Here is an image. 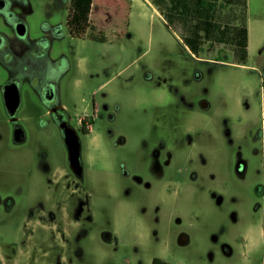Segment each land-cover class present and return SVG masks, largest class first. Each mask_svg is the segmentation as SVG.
I'll use <instances>...</instances> for the list:
<instances>
[{"label": "rangeland", "instance_id": "1", "mask_svg": "<svg viewBox=\"0 0 264 264\" xmlns=\"http://www.w3.org/2000/svg\"><path fill=\"white\" fill-rule=\"evenodd\" d=\"M67 5L13 9L61 27L83 173L33 86L15 119L0 89V264H264V0H95L83 37Z\"/></svg>", "mask_w": 264, "mask_h": 264}, {"label": "flooded vegetation", "instance_id": "2", "mask_svg": "<svg viewBox=\"0 0 264 264\" xmlns=\"http://www.w3.org/2000/svg\"><path fill=\"white\" fill-rule=\"evenodd\" d=\"M13 3L14 0H0V19L7 24V29L0 27L1 92L3 97L6 94H15L16 90L20 95L22 83L26 82L33 86L46 103L47 112L50 113L64 140L60 122L66 120L70 126L74 127L69 121L67 107L58 102L61 92V75L66 70L68 62L63 56H51L53 40L62 34L61 27L44 22L36 32H31L28 23L13 9ZM79 124V129L74 128L79 136L82 151L79 133H87L84 117L80 118ZM15 130L20 132L19 136L24 133L25 138V132L18 124L15 125L13 132ZM66 150L68 156L67 146Z\"/></svg>", "mask_w": 264, "mask_h": 264}, {"label": "water", "instance_id": "3", "mask_svg": "<svg viewBox=\"0 0 264 264\" xmlns=\"http://www.w3.org/2000/svg\"><path fill=\"white\" fill-rule=\"evenodd\" d=\"M13 95H8L4 97V101L7 107L8 112L11 115L12 119H15V112L20 104V95L16 90ZM60 126L63 130L64 141L68 149V161L71 169L78 176H82L83 173V161L81 158V144L79 136L74 127L70 126L66 120L60 122ZM14 138L16 141H22L24 139V133L19 136L20 132L15 130ZM187 240V237L182 233L179 237V241L184 243Z\"/></svg>", "mask_w": 264, "mask_h": 264}, {"label": "trees", "instance_id": "4", "mask_svg": "<svg viewBox=\"0 0 264 264\" xmlns=\"http://www.w3.org/2000/svg\"><path fill=\"white\" fill-rule=\"evenodd\" d=\"M199 2L201 0H198ZM95 0H68L66 24L70 34L74 37H83L92 26L90 13ZM90 38L104 41L102 37L90 34ZM243 41H246V28H244ZM246 53V42L244 44ZM153 264H168L167 262L153 258Z\"/></svg>", "mask_w": 264, "mask_h": 264}]
</instances>
